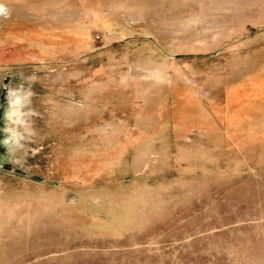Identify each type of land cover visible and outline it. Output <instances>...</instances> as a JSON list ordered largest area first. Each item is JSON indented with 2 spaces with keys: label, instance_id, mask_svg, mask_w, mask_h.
I'll return each instance as SVG.
<instances>
[{
  "label": "rangeland",
  "instance_id": "obj_1",
  "mask_svg": "<svg viewBox=\"0 0 264 264\" xmlns=\"http://www.w3.org/2000/svg\"><path fill=\"white\" fill-rule=\"evenodd\" d=\"M6 2L0 264H264V0Z\"/></svg>",
  "mask_w": 264,
  "mask_h": 264
},
{
  "label": "clouds",
  "instance_id": "obj_2",
  "mask_svg": "<svg viewBox=\"0 0 264 264\" xmlns=\"http://www.w3.org/2000/svg\"><path fill=\"white\" fill-rule=\"evenodd\" d=\"M10 15V8L6 0H0V18L7 19ZM23 83L17 85L16 90H13L12 87L7 88L6 92V101L7 107L3 113V119L5 121V127L0 129L2 132H8L10 135L3 136L0 139V146L5 147L6 151L11 149L12 151L9 154H14L16 151L23 152L26 148V143L30 142L32 137L36 135V130L32 127V119L28 120L27 124L21 119V117H32L37 115L35 110L32 107H29L26 112H21V107L24 104L29 103L28 96H32L33 93L29 88L27 94L21 93L20 89L23 88ZM11 122L13 125L21 124L24 125L22 132L13 131L8 127V123Z\"/></svg>",
  "mask_w": 264,
  "mask_h": 264
}]
</instances>
